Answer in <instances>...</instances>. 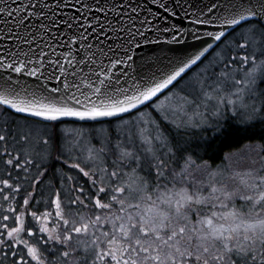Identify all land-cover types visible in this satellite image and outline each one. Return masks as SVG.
<instances>
[{
    "label": "snow or ice",
    "instance_id": "obj_1",
    "mask_svg": "<svg viewBox=\"0 0 264 264\" xmlns=\"http://www.w3.org/2000/svg\"><path fill=\"white\" fill-rule=\"evenodd\" d=\"M151 2L0 0V264H264V166L174 135L264 124V0H213L192 22L233 31L162 68L149 34L187 30Z\"/></svg>",
    "mask_w": 264,
    "mask_h": 264
},
{
    "label": "water",
    "instance_id": "obj_2",
    "mask_svg": "<svg viewBox=\"0 0 264 264\" xmlns=\"http://www.w3.org/2000/svg\"><path fill=\"white\" fill-rule=\"evenodd\" d=\"M49 2H51V0H49ZM114 2L118 4L133 3V6H135L136 2H139L142 5L146 4L153 12H164L163 9H159L158 4H153L151 0H114ZM163 2L169 8L174 9L177 12V16L173 17L170 12L167 13L168 20L166 22L161 23L157 21L159 27L163 29L165 23L168 24V26L175 24L178 28L186 29L187 31L179 42H172L171 36L164 35L161 31L150 33V42H145L137 54L138 61L141 58H148L156 62L155 65L149 64V68H162L170 61L193 56L206 47L208 43H212L215 47L217 42L207 35L209 32L224 30L226 33H231L233 31L232 27L229 26H225L221 29L220 25L215 22L205 25H196L192 22L197 15H201L202 18L206 15L213 21H216L217 16L228 15V11L224 8H216L213 13L209 14L207 12V6L211 5L213 0H163ZM256 2L257 0H215V3L223 5L238 3L254 4ZM146 10L147 9H144L145 12ZM9 19L11 20L12 18L10 17ZM256 19L259 22V18ZM0 43L3 42L0 41Z\"/></svg>",
    "mask_w": 264,
    "mask_h": 264
},
{
    "label": "trees",
    "instance_id": "obj_3",
    "mask_svg": "<svg viewBox=\"0 0 264 264\" xmlns=\"http://www.w3.org/2000/svg\"><path fill=\"white\" fill-rule=\"evenodd\" d=\"M218 131L208 130L205 134L177 135L179 139L188 140L194 148L198 147L199 154L206 159L211 157L219 166L225 164L224 157L246 144L260 143L264 149V124L254 123L251 126L241 125L235 121L226 120ZM206 135V136H204ZM264 154V153H263Z\"/></svg>",
    "mask_w": 264,
    "mask_h": 264
},
{
    "label": "rangeland",
    "instance_id": "obj_4",
    "mask_svg": "<svg viewBox=\"0 0 264 264\" xmlns=\"http://www.w3.org/2000/svg\"><path fill=\"white\" fill-rule=\"evenodd\" d=\"M217 51H219V49H217ZM213 55H215V53H213ZM205 64H207V61H205ZM193 118L198 119V117L195 116ZM225 121H223V123ZM208 130H213V128L208 127L207 125L203 128H181L178 134L182 135V133H185L187 135L189 133L193 134L194 132H200L205 134V132H207ZM215 131L218 130H214V132ZM262 151L263 149L261 148L259 143L246 144L242 146V148L226 154L224 157L225 164H223L221 167L226 168L228 170L226 175L229 176L237 172L246 173L249 171L260 170L261 167L264 166Z\"/></svg>",
    "mask_w": 264,
    "mask_h": 264
},
{
    "label": "flooded vegetation",
    "instance_id": "obj_5",
    "mask_svg": "<svg viewBox=\"0 0 264 264\" xmlns=\"http://www.w3.org/2000/svg\"><path fill=\"white\" fill-rule=\"evenodd\" d=\"M260 144V143H259ZM260 146H261V148H262V145L260 144ZM263 149V148H262ZM264 149H263V151H262V157H263V159H264Z\"/></svg>",
    "mask_w": 264,
    "mask_h": 264
}]
</instances>
